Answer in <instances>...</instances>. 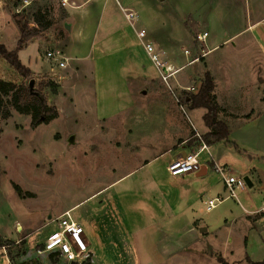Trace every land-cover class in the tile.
Instances as JSON below:
<instances>
[{
	"label": "rangeland",
	"instance_id": "obj_1",
	"mask_svg": "<svg viewBox=\"0 0 264 264\" xmlns=\"http://www.w3.org/2000/svg\"><path fill=\"white\" fill-rule=\"evenodd\" d=\"M61 8L58 0H29L28 5L23 0H0V45L7 51L16 49L19 24L29 31H39L37 37L28 42L32 44L26 43L25 52L20 54L21 63L28 64L32 70L29 69V77H17L0 58V80L23 83L30 90L41 92L48 105L55 107L58 113L48 125L32 129L30 117L19 115L10 107L12 92L1 95L0 193L3 198L12 202L9 195L13 192L23 210L47 214L53 219L72 208L69 214L74 221L76 217H84V237L94 253L93 264H219L217 257L229 264H249L244 259L245 254L257 262H264V250L253 232L245 227L243 230L245 218L235 209L233 200H224L212 211L203 212L205 203L218 198L221 192V176L209 169L210 158L220 160L225 173L244 179L238 170L240 164L234 157V149L222 144H215L198 158L199 165L208 168V181L203 188V193H207L195 206L198 208L196 215L205 223L200 225L208 234L204 238L200 235L193 242L191 234L179 228L176 237L183 236L185 244L170 245L166 249L165 242L174 241V230L184 224L174 226V221L165 224L166 219H163L156 235L152 227L141 229L164 214L166 208V215L170 212L165 205L170 201L166 203L165 198L148 193L153 190L151 181H157L158 175L162 177L165 173L170 155H163L148 167L139 169L140 163L151 154L156 155L161 147L164 149L174 137V111L177 109L186 122L189 120L196 128L204 126V110L196 109L191 113L185 101L186 92L175 82L176 79L181 86L192 88L190 92L196 94L202 76L195 72L190 80L179 71L175 78L162 82L145 51L133 45L130 22L126 20V23L109 4L103 8L106 19L101 22L98 40L89 57L93 65L94 93L89 98L76 94L75 83L79 80L74 71L70 67L62 71L45 60L47 51L59 50L64 55V50L55 46V41L65 34L62 25L66 23V14ZM38 19L40 23L36 24ZM47 24V29L40 31V27ZM177 24L172 12L156 17L150 9L145 10L143 18L137 22V26L149 34L157 33L159 42L154 44L172 66L179 53L173 46H164L170 39L162 33L171 32ZM108 33L112 35L106 36ZM196 45L194 42L193 48L188 47L192 51L189 52L191 60L200 56ZM227 50L226 54L213 55L222 54L224 61L216 72L218 81L227 78ZM201 60L199 58V63ZM139 76L145 78L146 83H139ZM66 80L69 84L64 86ZM50 83L56 86L54 90ZM5 113H9L6 118ZM198 135L201 139L204 136ZM160 136L164 139H159ZM132 170L136 171L115 182ZM158 182L163 186L173 184L167 179ZM13 186L21 190L20 196ZM244 190L236 192L237 200L250 203L251 197ZM161 203L165 208L159 205ZM3 204L0 197V225L5 224L2 231L12 234L14 228L9 226L7 206L4 208ZM167 228L173 235L171 239L158 236ZM46 231L52 232L53 227ZM244 237L247 245H243ZM15 251L13 248L12 252ZM2 262L0 259V264Z\"/></svg>",
	"mask_w": 264,
	"mask_h": 264
},
{
	"label": "crops",
	"instance_id": "obj_2",
	"mask_svg": "<svg viewBox=\"0 0 264 264\" xmlns=\"http://www.w3.org/2000/svg\"><path fill=\"white\" fill-rule=\"evenodd\" d=\"M58 1L63 7L61 9L66 14V23L62 25L65 30V34H63L64 39L63 37L60 40L57 39L55 46L56 48L59 47L64 50V57L68 59L67 67H70L75 75H77L79 81L75 83L77 85L75 93L84 94L87 98H89L88 96L91 93H94L95 88L91 76L93 73V65L89 61V57L91 50L94 48V44L98 40L97 36H99L98 32L101 22L106 19L103 9L106 5L112 4L115 8L114 11H117L126 23H128L125 18L126 10H131L136 13L137 21L133 25L130 24L133 27V37L135 40L133 45L135 43L138 48L141 47L142 49L141 41L137 36L138 31L142 28L137 26V22L140 17L143 18L145 10L150 9L156 17L158 14L161 15V13L167 15L168 12H172L174 14V20L178 24L175 29L172 28L171 32L162 33L170 39V42L165 41L166 44L164 46H173L177 53H179L174 58V66L181 68L186 65L180 73H184L187 79L192 80L195 72L199 76H202V79L206 73L211 77L214 86L212 95L218 106V120L223 122L228 129V137L226 140L210 146L206 145L207 150L215 144H222L234 149V157L239 159L240 164L238 170L244 176L243 181L246 187V190H244V187L243 189L235 191V194L240 190H244L247 192L248 197H251V200H249L250 203L248 200L240 202L237 200L236 195L234 198H228V191L225 189L223 177H234L230 172L228 174L225 173L224 176L219 174L222 182L221 192L217 194V197L222 198L223 201H234L235 209L240 210L242 216L245 218V223L243 222L242 224L243 230L245 227L246 229L248 228V231L253 232L255 238L259 241L261 249L264 250V178L262 181V176H264V0ZM146 33L147 40L153 43L159 42L156 39L157 33L149 34L147 31ZM203 33L208 34L204 46H196L200 55L204 52V56L201 57L202 60L200 63L198 61L188 65L187 62L191 61L189 59L191 49L188 47L192 46L193 48L194 42L197 44L195 36ZM57 35L59 36L60 34ZM111 35L108 33L106 36ZM31 44L28 43V46ZM226 50L228 51L229 57V67L226 69L227 78H219L220 80L218 81L216 72H219L222 68L224 61L221 59L222 54L215 57L213 55L217 53L226 54L224 52ZM184 51H188V54L185 55ZM23 52H25V48L18 51L20 62V54ZM22 63L31 70L28 64ZM69 75L70 78L72 72ZM138 80L139 83H146V79H142L141 76L138 77ZM175 82L181 91L187 87L181 86L176 79ZM67 84L69 82L66 80L63 85L66 86ZM187 94L185 97L186 102L188 101ZM86 96L84 99H86ZM196 109H203V115L206 113L204 108ZM196 109L188 108L191 113ZM202 113L200 112L199 116ZM96 125L97 127L99 126L98 123ZM209 131V128L205 125L196 128L189 120L186 122L177 109L174 111V137L164 149L161 147V150L156 155L151 154L150 158L148 157V159L142 160L139 169L145 166L148 167L149 164L163 155H170L168 164L172 160L183 158L185 154L194 151L199 145L195 133L205 135ZM159 139L162 140L164 138L160 136ZM143 149L147 151V145H144ZM207 164L213 172H215V166L222 167L223 165L220 160H214L212 158H210V162H207ZM166 168L165 173L168 174ZM134 171L136 170L130 171L115 182L131 175ZM164 174L161 175L162 177L158 175L157 181H151L153 185L151 188L153 190H148V193L149 196L155 195L159 196L158 198H165L166 203L167 200L170 201V203L165 204L169 206L170 212L166 215V208L164 210L166 217H164V214H161L150 220L141 229L152 227L156 235L159 233L158 226L163 219H166L165 224H173V221L174 226L176 224H184L174 230V241H171L173 235L168 228L166 232L161 231L162 234L158 235L162 236L163 239H171L165 242L166 249H169L167 246L170 245L185 244L184 241L186 240H183V236L176 237L179 235L176 233L179 231V228L186 229L187 234H191L193 242L200 238V235L204 238L208 232L206 228L200 225L205 223H202L199 216L196 215L198 208L195 206L198 200L207 193H203V188L208 181L206 180L208 168L202 165L200 166L199 172L179 177H171L166 174L164 176ZM161 179L172 180L173 184L171 186L169 184L167 186L160 185L158 181ZM222 193L223 196L220 197ZM10 194L12 195H9L12 202L8 201L5 197L4 199L2 193H0V197L3 199V207L5 208V205L7 206L6 212L9 214L8 223L9 226L14 228V232L9 234L6 230L2 231L6 225L1 224L0 237L4 241H12L14 245L23 241L24 255L14 258L15 253L12 252L13 248H11V255L14 258L11 261L7 257L6 250L2 248L0 249V259H3L2 264H76L75 262H68L63 258H57L53 253H37V250L43 247L42 243L46 238L56 231L57 219L65 212L70 213L72 208L60 212L53 219L52 216L47 214L30 213L23 210L14 193L10 192ZM253 201H255V204H253ZM159 205L165 208L163 203ZM203 212L208 213L206 209ZM83 219L84 217H76L75 221L82 226ZM50 227H53V231L48 233L46 230ZM242 234H245V232ZM246 242L248 241L244 237L243 245H247L248 243ZM244 256V259L247 258L251 262H257L250 259L246 254ZM56 259L59 260L57 261Z\"/></svg>",
	"mask_w": 264,
	"mask_h": 264
},
{
	"label": "built area",
	"instance_id": "obj_3",
	"mask_svg": "<svg viewBox=\"0 0 264 264\" xmlns=\"http://www.w3.org/2000/svg\"><path fill=\"white\" fill-rule=\"evenodd\" d=\"M23 3L28 5L29 0H23ZM125 18L131 25L137 21L136 13L131 10H126ZM137 36L141 41L143 50L154 68H156L162 82L167 83L169 79L173 77L175 78V75L186 66L175 68V66L170 65L168 63L169 61L165 60L164 52L159 50L153 42L147 40V33L144 29H140ZM207 36V33L197 34L195 36L196 43L200 46H204ZM184 54L187 55L188 51H184ZM203 56L204 52H202L198 58L195 57L189 61L188 65L198 62L199 58ZM45 60L61 70L65 69L68 65V59L65 58L59 50L47 51L45 54ZM191 89L192 88L190 87H186L183 90L186 93H191ZM195 137L198 140L199 145L194 151L185 154L183 158L172 160L168 164L166 171L169 176L179 177L200 171L198 157L207 150V146L198 134L195 133ZM214 171L222 176L225 174L222 167L215 166ZM223 178L225 189L228 191V198H234L235 191L245 187V183L241 178L232 176H224ZM222 201V198L208 200L205 203L206 211L209 212L215 209ZM56 224V231L46 238V240L42 243L43 247L37 250V253L41 254L49 252L53 253L57 258H63L68 262H75L76 264H93L94 253L90 249V246L84 237V230L82 226L70 217L69 212L63 213L57 219Z\"/></svg>",
	"mask_w": 264,
	"mask_h": 264
},
{
	"label": "trees",
	"instance_id": "obj_4",
	"mask_svg": "<svg viewBox=\"0 0 264 264\" xmlns=\"http://www.w3.org/2000/svg\"><path fill=\"white\" fill-rule=\"evenodd\" d=\"M39 21V19L35 20L36 24H39ZM47 27L48 24L44 27H40V31L47 29ZM19 31L20 36L17 41L16 49L9 52L4 46L0 45V58L9 66L17 77L27 79L30 70L20 62L17 52L30 40L36 38L39 31H29L22 24H19ZM49 86L52 87V90L56 88L52 83H50ZM213 87L212 79L206 73L203 76L198 92L196 94H187L189 109L204 108L206 110L202 120L210 131L203 136L202 141L208 146L220 141H225L228 137L226 125L218 120V106L212 95ZM8 91L12 92L11 99L9 100L10 107L19 115L29 116L31 119L30 127L32 129L37 128L39 125H48L57 118L58 113L56 108L48 105L45 96L41 92L32 91L23 83L16 84L15 82L0 80V97L1 95H6ZM8 116L9 113L4 114V118ZM13 188L18 196H20L21 190L17 186H13ZM23 247V241L14 245L12 241H4L0 237V249L3 248L6 250L7 257L11 261H13L15 257L24 255ZM11 248L16 250L14 258L11 255ZM246 260L249 264H264V262H251L247 258ZM217 262L219 264H229L221 257H217Z\"/></svg>",
	"mask_w": 264,
	"mask_h": 264
},
{
	"label": "water",
	"instance_id": "obj_5",
	"mask_svg": "<svg viewBox=\"0 0 264 264\" xmlns=\"http://www.w3.org/2000/svg\"><path fill=\"white\" fill-rule=\"evenodd\" d=\"M32 85V84H31Z\"/></svg>",
	"mask_w": 264,
	"mask_h": 264
}]
</instances>
